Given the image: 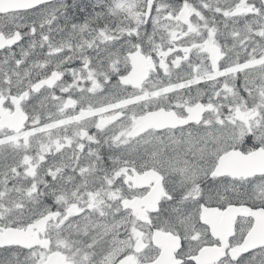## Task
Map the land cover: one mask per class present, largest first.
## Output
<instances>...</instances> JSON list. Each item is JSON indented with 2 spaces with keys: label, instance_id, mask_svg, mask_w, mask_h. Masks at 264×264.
<instances>
[{
  "label": "snow or ice",
  "instance_id": "obj_1",
  "mask_svg": "<svg viewBox=\"0 0 264 264\" xmlns=\"http://www.w3.org/2000/svg\"><path fill=\"white\" fill-rule=\"evenodd\" d=\"M0 264H264V0H0Z\"/></svg>",
  "mask_w": 264,
  "mask_h": 264
}]
</instances>
